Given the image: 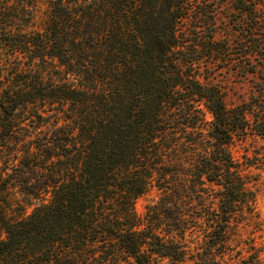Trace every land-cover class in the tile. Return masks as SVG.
<instances>
[{"label":"trees","instance_id":"obj_1","mask_svg":"<svg viewBox=\"0 0 264 264\" xmlns=\"http://www.w3.org/2000/svg\"><path fill=\"white\" fill-rule=\"evenodd\" d=\"M130 1L0 0V48L11 58L8 69L0 62V145L17 122L29 118L15 111L36 100L50 106L78 100L84 92L78 85L95 88L92 78L78 81L81 69L85 67L88 74L81 58L87 49L68 51V43L93 47L95 39L103 36L99 46L106 51V70L112 74L108 84L114 98L110 106L98 98L105 119L78 126V146L72 143L76 154L62 162L75 163L74 170L65 165L64 178L49 175L50 197L46 202L16 219L6 216L0 205V264H120L123 258L131 264H161L163 259L175 264H226L235 213L254 201L230 144L234 135L247 130L264 136V0L235 1L243 35L238 68L241 76L251 75L247 95L242 94L238 103L229 106L225 94L213 85L197 83L192 90L206 101L212 114L208 132L213 147L198 158L189 176H184L193 183L199 208L189 212L180 205L181 200L170 203L166 194L162 208L148 205L143 216L136 213L133 201L147 190L153 170L162 174L166 169L160 161L157 137L165 131L164 105L173 97L171 92H177L168 79L176 77L170 75L172 70L199 62L201 55L172 56L188 50L186 37L177 34L179 22L190 16L187 0H160L157 18L145 14L139 42L122 38L117 17L101 16L95 22L93 13L98 7L119 10ZM140 1L145 8L148 0ZM39 2L47 5L44 27L24 30L33 24ZM195 13L199 32L210 22L204 10L200 15ZM197 37L201 36L197 35L193 44L206 47ZM128 53L136 57L128 61ZM49 63L57 75L63 74L57 82L43 70ZM130 63L131 72L146 89L144 103L134 109L124 106L119 92L121 82L127 81ZM34 115L41 118L38 112ZM207 196L215 207L203 202ZM167 205L175 211L170 213ZM199 218L209 230L203 232L200 250L190 251L186 243L192 236L185 238L186 230L200 225ZM252 249L227 264H264L259 254L264 243Z\"/></svg>","mask_w":264,"mask_h":264},{"label":"rangeland","instance_id":"obj_2","mask_svg":"<svg viewBox=\"0 0 264 264\" xmlns=\"http://www.w3.org/2000/svg\"><path fill=\"white\" fill-rule=\"evenodd\" d=\"M235 1L187 0L191 9L190 16L187 21L185 19L179 22L177 34L183 33L186 37L185 46H188V50L186 48L172 56L184 57L190 54L192 58H195L200 54L201 60L185 63L180 70L171 71L170 75L176 77L175 79L169 78L168 82L175 84L174 90L177 92H171L173 97L169 103L164 105L165 131L157 137L158 146L161 149L160 161L166 169L162 174L153 170V179L147 190L134 199L133 207L140 216L144 215L148 205L162 208L161 206L165 204L162 198L166 194L170 198V203L181 200L180 205L188 208L189 212L199 208L197 193L192 187L193 183L186 180L184 176L188 177L195 168L198 158L206 155L213 147L212 138L208 132L212 114L206 106V101L192 90L195 89L197 83L213 85L225 94L227 105L232 106L240 101L242 94L247 95L251 78L250 74L241 76L238 68L240 64L239 42L243 35L239 29L240 16L235 7ZM159 8L160 0H148L145 8L140 0H131L127 6L119 10L111 8L105 11L100 6L96 14L93 13V17H95V22L102 17H117L122 38L129 43L135 40L139 42V38L142 37L140 29L143 27L145 14L148 12L152 18H157ZM46 9L47 5L39 2L33 24L23 29L41 30L45 24ZM202 10L206 12L210 23L198 32L196 27L198 22L193 16L194 12L200 15ZM76 12L79 14L78 10ZM76 25L77 28H82L80 23ZM212 29L215 30L214 33H210L213 32ZM97 32L100 31L97 30ZM197 35L201 36L197 39L207 45L206 47L201 48L198 46L200 43L193 44L196 42L194 40ZM102 38L103 36H98L93 47L85 48V45L77 43L67 44L68 51L80 53L83 48L87 49L86 53L82 52L83 57L81 58L82 63L88 68V74L85 67L81 69L78 81L88 82V78H92L90 82L95 80V88L78 85V89L84 90L81 95H78V100L65 101L55 106L36 100L35 103H29L26 107L15 111L17 115L24 114L29 118L27 121L17 122L18 125L13 127L11 134L5 137L0 145V205L6 216L12 219L24 217L35 206L46 202L50 197L49 175H52L54 179L64 178L65 165L71 171L74 170L75 163L63 164L62 162L67 160L66 157L76 154L74 147L78 146L77 139H80L76 136L78 126L87 125L90 120L106 118L101 115L98 98L107 103V106L112 104L114 98L110 94L111 89L108 84V79L112 74L106 70L108 66L105 60L106 51L99 46ZM106 40L107 38L103 42ZM210 44L211 46L213 44L211 47L213 49L208 48ZM221 44L225 47H221ZM191 46H194L193 51H191ZM223 49L226 51L224 52ZM207 50L208 53H206ZM132 57L136 56L128 53L125 58L131 61ZM10 60L8 53L0 48V62L4 68L8 69L11 66ZM129 66L127 81L121 82L119 92L124 106L134 109L144 103L146 89L139 83V77L131 72V63ZM45 69L46 75L55 82L62 78L60 75L63 74L57 75L50 63L44 65L43 70ZM34 112L40 113L41 118H36ZM129 118H132V115H129ZM72 143L76 145L73 147ZM230 151L241 168L247 188L254 194V201L250 207L235 213V227L229 237L231 247L228 255L225 256L226 264L234 263L253 250L252 247L261 248L264 243V136L251 130L238 133L233 136ZM159 164L157 163L156 166L159 167ZM175 172L177 174H174ZM209 199L211 197L207 196L203 202L215 207L216 204H210ZM167 207L170 213L175 211L174 206L167 205ZM198 220L201 222L200 225L193 224L186 230L185 238L189 239L191 238L189 236H192V241L187 240L186 243L190 251L200 250L199 242L204 238L203 232L209 230L204 220L200 218ZM259 254L264 257V249ZM129 261L130 259L123 258L120 264H131ZM188 262L190 261L186 260V263ZM165 263L175 264L163 259L161 264Z\"/></svg>","mask_w":264,"mask_h":264}]
</instances>
